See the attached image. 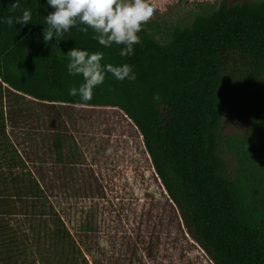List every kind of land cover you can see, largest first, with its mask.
Wrapping results in <instances>:
<instances>
[{
  "label": "trees",
  "instance_id": "1",
  "mask_svg": "<svg viewBox=\"0 0 264 264\" xmlns=\"http://www.w3.org/2000/svg\"><path fill=\"white\" fill-rule=\"evenodd\" d=\"M12 3L0 0V17L21 14ZM21 8L31 10L29 24L0 23V264H16L21 241L7 220L36 212L45 197L41 185L49 189L58 177L55 187L63 185L64 198L94 197V180L74 177L81 168L67 161L75 147L65 145L59 109L76 106L113 108L128 119L178 229L211 264H264V0L224 1L174 27L164 42L149 34L146 23L127 57L115 45H99L91 29L80 31L84 25L45 44L43 15L53 9L46 0H21ZM74 47L101 51L102 64H128L135 81L107 74L91 101L77 103L68 90L82 78L66 71V53ZM45 116L54 118L48 125H58L38 137L51 138L54 157L63 156V163L50 175L34 166L23 173L24 158L7 156L16 152L6 127L21 130L30 117V129L47 125ZM80 184L86 192L65 193ZM57 222L62 230L55 228L54 237L75 245L64 222Z\"/></svg>",
  "mask_w": 264,
  "mask_h": 264
},
{
  "label": "rangeland",
  "instance_id": "2",
  "mask_svg": "<svg viewBox=\"0 0 264 264\" xmlns=\"http://www.w3.org/2000/svg\"><path fill=\"white\" fill-rule=\"evenodd\" d=\"M224 1L242 0H148L155 9L147 22L148 32L164 42L174 27L188 25L198 14L214 10ZM59 111L65 145L75 147L76 156L69 157L68 164L81 168L72 175H87L94 180V197L64 198L63 185L55 187L61 180L58 177L52 178L49 189L41 185L45 197L37 203L36 212L7 220L15 239L21 241L14 253L16 264H211L178 229L176 215L144 154L141 137L122 112L86 106ZM32 119L25 125L21 123V130L6 127L16 152L7 156L24 158L23 173L35 170L34 166L50 175L53 167L55 171L60 169L63 156L54 157L51 138L38 136H48L47 127L54 128L58 123L48 125L54 118L45 116L47 125L35 124L30 129ZM65 174L70 175L68 171ZM68 191L83 193L87 188L80 184L65 193ZM58 217L75 245L54 237L55 228L62 230Z\"/></svg>",
  "mask_w": 264,
  "mask_h": 264
},
{
  "label": "clouds",
  "instance_id": "3",
  "mask_svg": "<svg viewBox=\"0 0 264 264\" xmlns=\"http://www.w3.org/2000/svg\"><path fill=\"white\" fill-rule=\"evenodd\" d=\"M53 9L43 15L42 39L48 44L53 38L60 41L64 33L78 26L82 32L91 29L94 39L103 48L114 45L119 48L121 57L131 56L134 46L139 44L138 33L152 17L155 9L148 0H46ZM12 8H20L21 14L14 19L0 17V23L21 26L29 24L32 12L29 8H21V0H13ZM45 26H47L45 28ZM66 56L68 63L66 71L71 76H80L79 86L69 88L68 95L78 97L77 103H87L92 100L93 89L101 85L107 74L117 81L134 82L136 77L128 64L114 66L102 64L101 51H88L74 47ZM158 99V97H155Z\"/></svg>",
  "mask_w": 264,
  "mask_h": 264
}]
</instances>
